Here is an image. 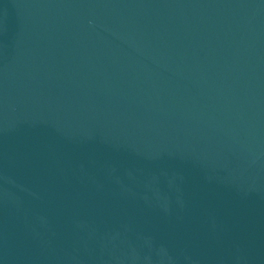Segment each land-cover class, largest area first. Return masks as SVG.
Returning a JSON list of instances; mask_svg holds the SVG:
<instances>
[{
  "label": "water",
  "instance_id": "water-1",
  "mask_svg": "<svg viewBox=\"0 0 264 264\" xmlns=\"http://www.w3.org/2000/svg\"><path fill=\"white\" fill-rule=\"evenodd\" d=\"M0 264H264V0H0Z\"/></svg>",
  "mask_w": 264,
  "mask_h": 264
}]
</instances>
